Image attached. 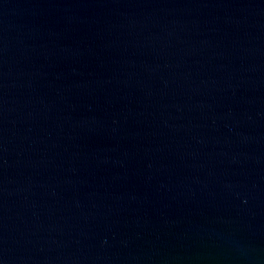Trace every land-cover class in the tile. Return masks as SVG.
Instances as JSON below:
<instances>
[{"label": "water", "instance_id": "1", "mask_svg": "<svg viewBox=\"0 0 264 264\" xmlns=\"http://www.w3.org/2000/svg\"><path fill=\"white\" fill-rule=\"evenodd\" d=\"M0 264H264V0H0Z\"/></svg>", "mask_w": 264, "mask_h": 264}]
</instances>
